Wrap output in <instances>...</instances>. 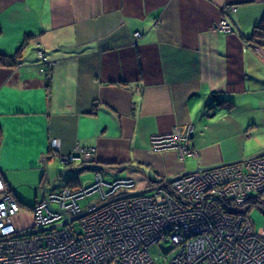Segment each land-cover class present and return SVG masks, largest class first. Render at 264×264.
I'll return each instance as SVG.
<instances>
[{"label":"crops","instance_id":"obj_1","mask_svg":"<svg viewBox=\"0 0 264 264\" xmlns=\"http://www.w3.org/2000/svg\"><path fill=\"white\" fill-rule=\"evenodd\" d=\"M263 10L264 0H0V55L17 60L0 65L1 176L41 168L48 185L57 175L45 166L79 148L67 180L93 166L138 193L263 153L264 59L250 39ZM223 18L232 32L216 27ZM38 50L53 63L44 75ZM188 125L195 156L150 148Z\"/></svg>","mask_w":264,"mask_h":264},{"label":"built area","instance_id":"obj_2","mask_svg":"<svg viewBox=\"0 0 264 264\" xmlns=\"http://www.w3.org/2000/svg\"><path fill=\"white\" fill-rule=\"evenodd\" d=\"M216 27L232 32L225 18ZM140 37L135 32L133 44ZM255 49L264 59V47ZM38 57L35 70L44 75L53 63L41 50ZM192 133L188 125L152 136L150 148L177 150L184 160L195 156ZM57 146L51 141V149ZM84 153L76 148L58 159L70 164ZM46 175L39 188L42 198L24 229L15 225L21 205L0 177V264H264V228L255 230L248 215L264 201V152L159 179L138 193L124 191L133 187L132 180L105 181L99 172L90 186L47 193ZM95 194L103 202L83 210L79 201ZM159 241L169 245L167 252L152 254Z\"/></svg>","mask_w":264,"mask_h":264},{"label":"rangeland","instance_id":"obj_3","mask_svg":"<svg viewBox=\"0 0 264 264\" xmlns=\"http://www.w3.org/2000/svg\"><path fill=\"white\" fill-rule=\"evenodd\" d=\"M45 167L48 168V172L50 175L52 174L57 175L54 178L53 182H49L50 180L48 178L47 186H50L53 189H50V187H48L47 193L58 191L61 185L65 184L66 180L68 179L67 175L69 174V170H70L69 166H65L64 164L60 163L59 166H45ZM40 169L39 172L31 170V172L34 173H32L27 178H24L21 175H17V173L6 174V175L2 174L4 177L3 178L0 174L5 189L10 190L14 194L15 198L20 203L22 208V215L18 216L15 220V225L18 229H24L30 227L33 216V214L31 213V209L33 208L35 202L42 198V193L39 190V188L42 183V179H43L42 174L44 169L41 170ZM57 170L60 171V173ZM61 174L64 175L66 178L63 179L60 178ZM71 177L78 178V182L82 185V187L90 186L94 182L93 181L94 172L82 168H78V170L75 173H72ZM109 178L110 176L106 173L104 176V180H110ZM136 188L137 187H135V189ZM102 202L103 201L99 200V195L95 194L80 200L79 205L84 210L86 207L90 206V204H100ZM246 208L247 205L244 206L243 209ZM248 215L251 220L252 226L255 230L264 228V214L260 212V210H258L255 207H251L248 212ZM168 246L169 245L166 242L159 241L151 249V253L155 255L165 253L168 250L167 249Z\"/></svg>","mask_w":264,"mask_h":264},{"label":"trees","instance_id":"obj_4","mask_svg":"<svg viewBox=\"0 0 264 264\" xmlns=\"http://www.w3.org/2000/svg\"><path fill=\"white\" fill-rule=\"evenodd\" d=\"M253 43L256 44L258 47H264V10L261 15L260 22L256 25L253 29L251 34V38ZM24 45V44H23ZM17 64L16 56L13 57H6L0 55V65L1 66H13ZM86 169H95L93 166H89ZM64 187H69L72 189H77L79 186L76 182V178H71L66 181V185ZM11 192L10 190H7ZM255 208L260 210L264 214V201H258L255 203ZM248 210V208H247ZM250 210V209H249ZM248 210V211H249Z\"/></svg>","mask_w":264,"mask_h":264},{"label":"water","instance_id":"obj_5","mask_svg":"<svg viewBox=\"0 0 264 264\" xmlns=\"http://www.w3.org/2000/svg\"><path fill=\"white\" fill-rule=\"evenodd\" d=\"M208 113H209L208 115H213L212 112H211L210 110H208Z\"/></svg>","mask_w":264,"mask_h":264}]
</instances>
